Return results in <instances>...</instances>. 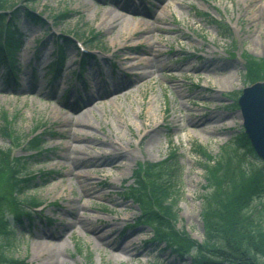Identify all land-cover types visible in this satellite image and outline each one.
<instances>
[{"label":"rangeland","instance_id":"1","mask_svg":"<svg viewBox=\"0 0 264 264\" xmlns=\"http://www.w3.org/2000/svg\"><path fill=\"white\" fill-rule=\"evenodd\" d=\"M8 1L13 6L6 13L19 18L24 46L18 52L21 69L14 83L6 82L0 62V150L12 159H23L17 177L29 179V185L18 188V194L10 193V175L6 171L0 176V196L6 198L0 221L9 219L8 234L0 232V264H8L6 258L46 264L56 257L59 264H201V257L220 261L197 246L209 229L207 212L216 218L219 213L214 209L223 197L217 178L210 183L206 166L235 155L239 159L233 161H244L247 176L264 166L263 159L242 148L237 103L246 85L264 82V0ZM30 8L45 22L28 21L25 10ZM67 34L81 44L94 37L95 45L88 46L99 50L78 76V49L68 42L63 72L54 78L47 64L56 43L64 42ZM122 67L132 84L106 93L111 83L107 89L101 85L105 71L109 75L112 71L116 81ZM149 69L152 74L138 73ZM230 73L234 76L227 79ZM221 80L226 86H220ZM67 82L75 83L81 95L76 97ZM98 90L102 99L86 102ZM66 115L80 117L83 128L96 138L74 141L70 128L76 125ZM195 116L207 120L193 126ZM154 126L160 134L150 145L146 134ZM36 135L42 145L31 149L28 140ZM67 141L92 154L108 150L113 156L125 150L128 157L115 165L85 164L79 170L88 174L79 177L64 156ZM167 159L178 169L172 201L176 217L164 218L161 228L169 236L160 240L153 218L164 212L165 204L158 201L148 177L142 176L164 174ZM137 174L144 179L141 187L135 182ZM206 196L212 201L209 207ZM82 203L86 207L81 208ZM23 210L29 213L15 218L14 213ZM256 210L264 215V196L248 208ZM75 211L91 219L68 226L59 237L69 221H76ZM40 225L48 233L42 240L60 245L50 248V256L35 255L33 236ZM95 229L106 230L112 241L102 243ZM129 237L135 238L137 247L128 254L112 247Z\"/></svg>","mask_w":264,"mask_h":264},{"label":"trees","instance_id":"2","mask_svg":"<svg viewBox=\"0 0 264 264\" xmlns=\"http://www.w3.org/2000/svg\"><path fill=\"white\" fill-rule=\"evenodd\" d=\"M29 2H35L37 0H26ZM12 7L8 0H0V60H4L5 56L13 55L22 44L23 39L21 33L17 29V16L9 15L5 12V9ZM26 16H30L32 21L37 22L42 20L39 16L35 15L31 10L26 9ZM5 35V41L2 42ZM96 38L89 37L86 43L95 45ZM66 44H58V62L62 64V60L65 57ZM85 61V58H84ZM7 132V128L5 127ZM241 145L242 148H246L248 152L255 155L254 148L252 147L249 138L242 130ZM41 139L39 136H34L28 140L29 148L38 149L41 147ZM0 176L7 171L9 174V188L10 193L13 191L17 194L18 190L24 189L29 185V179L18 178L17 175L22 171L23 159H12L10 154L0 150ZM175 155L174 153H172ZM171 157V156H170ZM239 159L237 155L229 158L219 160H211L210 165L206 166V172L209 174L210 183L214 182L217 178L218 193L223 196L219 200L221 203L214 209L217 217L209 218L207 212L206 219L208 218L209 229L206 232V239L203 243L197 245L200 247V251H209L212 256L216 257L215 260L211 257H201L199 260L201 264H222V261H226L228 264H264L263 260H259V257L264 258V215L260 210L254 212H248V208L256 198H263L264 196V166L258 173L253 176H247V168L244 161H233ZM164 164V174H144L142 177H148V181L151 182L156 188V196L165 205L164 212L156 214L153 221L156 222L155 234L160 240L168 239L169 234L164 230L162 231L164 218L175 219L176 208L174 207L173 198L175 195L176 175L178 169L173 164ZM173 166V167H172ZM140 175L135 176V182L138 186L143 185V180ZM248 178L245 180V178ZM234 180V182H233ZM12 184V185H11ZM233 185V186H230ZM8 188V187H7ZM19 188V189H18ZM18 189V190H17ZM0 206L6 199L0 196ZM207 206L212 205V201L208 196L205 197ZM159 202V203H160ZM37 204L36 202H34ZM247 210V211H245ZM256 212H258L257 216ZM20 217V215H17ZM146 218L150 217L149 213L145 215ZM145 219V218H144ZM9 220V219H8ZM7 219L0 221V232L8 234L5 231V226L9 223ZM149 220V219H148ZM162 227V228H161ZM259 256V257H258ZM5 262L8 264H26L24 260L17 258H6Z\"/></svg>","mask_w":264,"mask_h":264},{"label":"bare ground","instance_id":"3","mask_svg":"<svg viewBox=\"0 0 264 264\" xmlns=\"http://www.w3.org/2000/svg\"><path fill=\"white\" fill-rule=\"evenodd\" d=\"M118 19H115V21H113V25L112 26H116L118 24ZM150 43V42H149ZM150 45H152V43H150ZM134 65V63H132L130 66ZM122 71L120 72V75H117L116 76V81L113 80V72L110 71V74H108V71H105L106 75H107V78H106V81L102 82V86L105 87L106 89L107 88H110V83H111V88H110V91H114L115 90H118L120 88H126L128 84H132V81L129 79L126 78L125 75H123L124 73L127 74L126 72H124L123 70H127L126 68H121ZM153 70L149 69L147 70L146 72H138L139 75H141L142 77L143 76H146L148 74H152ZM123 73V74H122ZM234 76V73H230V76H228L227 79L229 78H233ZM226 80V79H225ZM222 81L221 80V85L220 86H226V83L227 81ZM100 83V82H98ZM108 91V90H107ZM109 93V92H108ZM91 98V102H93L94 100H101V92L98 90V94H93L92 97H89ZM94 99V100H93ZM83 108V107H81ZM90 113H92V110L89 111ZM66 118H69L71 119L69 116H65V119ZM80 117H72V122L76 125L75 127H71L70 128V131L72 134H74V141L78 142V143H83V141L87 140V139H95L96 137H94L87 129L83 128L82 124H81V120L79 119ZM213 116L209 117L208 119H212ZM68 120V119H67ZM207 120L206 117H194V119L191 121V124L193 126H200L202 125L205 121ZM159 124H157L158 126ZM205 132L207 133H211V132H214V130H207V129H204ZM149 134V135H148ZM160 134V129H158L157 127H152L151 131L148 132L146 135H147V142L150 144V145H154L155 142L158 140L159 138V135ZM117 138L119 140H122V136L119 135V134H116ZM68 145V152L67 154H64V156L66 155V158L69 159L71 161V163L73 164V166H75V169H77V173L76 175L79 176V177H86V175L88 173H85L81 170H79V167L81 166H84L85 164H88V163H91V164H94V165H115L117 162L124 160L128 157V153L125 151V150H121V151H118V152H115V154L113 156H111L110 152H108V150H103L102 152H99L98 154H92V153H89L88 151H86V149L81 146V145H74L71 141H67L66 143ZM125 147V146H123ZM113 154V153H112ZM70 171L71 168L69 169ZM80 198V197H78ZM79 206H81V208H84L86 207V204L82 203L80 204ZM75 206L73 207L72 206V211L76 210L74 209ZM74 217L76 218V221L75 220H71L69 221L66 226H64V228L61 229V231L58 233L59 237H62L65 233V230L66 228L69 226H74L77 222L81 223V224H84V223H87L89 222V220L91 219V217L89 216H85L84 214H81L80 211H75V214H74ZM94 232L96 233V236L102 241V243H110L112 241V236L107 233L106 230H99V229H95ZM67 233V232H66ZM48 235V233H46V229H44L43 226L40 225V229H38L34 236H33V247H34V250H35V255L36 256H39V255H49V250L51 247L53 248H56L58 246H60L59 244L57 245V243H48L47 241H44L42 240V238H44L45 235ZM127 237V235L124 237V239ZM51 242V241H49ZM113 243V242H112ZM112 247L115 249V250H118L120 251L121 253H129L130 250L134 249L135 247H137V245H135V238L134 237H129L127 238V240L125 241H118V243H113L112 244ZM121 253L119 255H115L116 258L117 256H121ZM55 256H58V255H55ZM42 264H45V263H42ZM46 264H59V259L58 257H56V259H53V260H50L49 262H46Z\"/></svg>","mask_w":264,"mask_h":264},{"label":"water","instance_id":"4","mask_svg":"<svg viewBox=\"0 0 264 264\" xmlns=\"http://www.w3.org/2000/svg\"><path fill=\"white\" fill-rule=\"evenodd\" d=\"M238 103L245 131L256 153L264 160V82L246 86Z\"/></svg>","mask_w":264,"mask_h":264}]
</instances>
